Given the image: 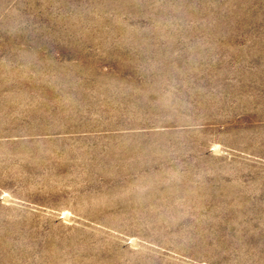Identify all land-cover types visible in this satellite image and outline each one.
I'll return each mask as SVG.
<instances>
[{
    "label": "rangeland",
    "instance_id": "obj_1",
    "mask_svg": "<svg viewBox=\"0 0 264 264\" xmlns=\"http://www.w3.org/2000/svg\"><path fill=\"white\" fill-rule=\"evenodd\" d=\"M0 264H264V0H0Z\"/></svg>",
    "mask_w": 264,
    "mask_h": 264
}]
</instances>
